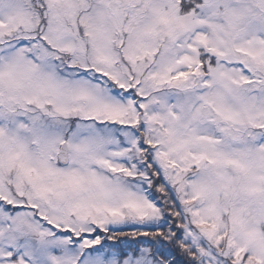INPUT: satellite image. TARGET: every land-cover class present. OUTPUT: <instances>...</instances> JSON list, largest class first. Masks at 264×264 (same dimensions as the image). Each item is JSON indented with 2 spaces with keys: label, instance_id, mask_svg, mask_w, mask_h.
<instances>
[{
  "label": "snow or ice",
  "instance_id": "1",
  "mask_svg": "<svg viewBox=\"0 0 264 264\" xmlns=\"http://www.w3.org/2000/svg\"><path fill=\"white\" fill-rule=\"evenodd\" d=\"M0 264H264V0H0Z\"/></svg>",
  "mask_w": 264,
  "mask_h": 264
}]
</instances>
